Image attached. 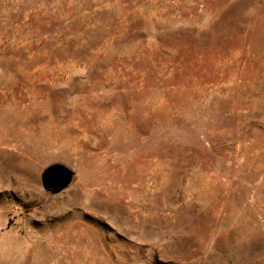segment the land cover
Returning <instances> with one entry per match:
<instances>
[{
	"label": "rangeland",
	"instance_id": "rangeland-1",
	"mask_svg": "<svg viewBox=\"0 0 264 264\" xmlns=\"http://www.w3.org/2000/svg\"><path fill=\"white\" fill-rule=\"evenodd\" d=\"M0 264H264V0H0Z\"/></svg>",
	"mask_w": 264,
	"mask_h": 264
},
{
	"label": "water",
	"instance_id": "water-1",
	"mask_svg": "<svg viewBox=\"0 0 264 264\" xmlns=\"http://www.w3.org/2000/svg\"><path fill=\"white\" fill-rule=\"evenodd\" d=\"M74 171L62 163L47 166L42 172V185L45 190L58 194L73 181Z\"/></svg>",
	"mask_w": 264,
	"mask_h": 264
}]
</instances>
